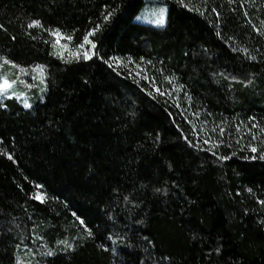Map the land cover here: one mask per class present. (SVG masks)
Wrapping results in <instances>:
<instances>
[{"label": "trees", "instance_id": "1", "mask_svg": "<svg viewBox=\"0 0 264 264\" xmlns=\"http://www.w3.org/2000/svg\"><path fill=\"white\" fill-rule=\"evenodd\" d=\"M146 2L0 0V264H264V0Z\"/></svg>", "mask_w": 264, "mask_h": 264}, {"label": "rangeland", "instance_id": "2", "mask_svg": "<svg viewBox=\"0 0 264 264\" xmlns=\"http://www.w3.org/2000/svg\"><path fill=\"white\" fill-rule=\"evenodd\" d=\"M166 15L165 0H147L136 20L153 26H162L165 23ZM56 37L61 43L62 50L66 53L74 52L77 56H85V53H87L88 57L93 53L89 45L74 47L66 42L67 39L64 35L58 34ZM112 63L132 76L145 78L149 81V77L140 70L136 62L115 57ZM43 82V69L40 66L23 69L8 62L4 57H0V85H5L0 90V101L8 97H14L23 106L29 107L33 97L41 96ZM34 198L45 202L47 195L41 187H38ZM29 256L30 254L26 253L25 260L27 264L31 262Z\"/></svg>", "mask_w": 264, "mask_h": 264}, {"label": "snow or ice", "instance_id": "3", "mask_svg": "<svg viewBox=\"0 0 264 264\" xmlns=\"http://www.w3.org/2000/svg\"><path fill=\"white\" fill-rule=\"evenodd\" d=\"M161 23H162V21H161ZM91 34L92 33H89V35H91ZM54 35H58V33H54ZM69 39H70V37H69ZM85 41L88 42V43H90V41H87V38H85ZM81 47H83V45H81ZM93 47H95V45H93ZM85 58H89L87 56V53H85ZM4 87H5V85H0V90H2Z\"/></svg>", "mask_w": 264, "mask_h": 264}]
</instances>
